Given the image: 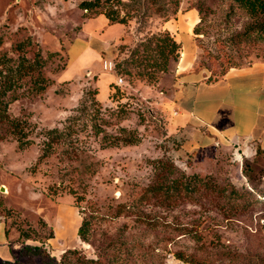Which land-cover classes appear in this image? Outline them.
<instances>
[{
	"label": "rangeland",
	"instance_id": "rangeland-1",
	"mask_svg": "<svg viewBox=\"0 0 264 264\" xmlns=\"http://www.w3.org/2000/svg\"><path fill=\"white\" fill-rule=\"evenodd\" d=\"M80 1L0 0V54L31 58L36 46L15 49L30 37L46 59L42 73L51 80L43 92L26 91L9 106L11 116L35 126L34 143L19 148L11 137L0 141V215L25 243L38 248L24 252L16 264H194L191 259L264 264V200L225 214L219 208L222 199L209 191L170 202L144 194L156 179L155 160L162 157L186 174H210L239 190L251 186L243 161L254 160L253 182L263 187L262 153L240 156L230 149L202 169L191 167L189 155L178 154L182 134L169 131L179 116L165 106L178 59L165 72L154 70L141 44L194 9L196 68L214 80L230 68L264 61V38L251 29L257 18L235 0H123L129 5L115 7L130 14L127 28L122 34L114 30L111 37L119 38H111L94 59L98 76L87 71L93 63L85 56L67 65L65 47L88 14L78 7ZM103 60L115 63V69L103 70ZM143 71H155L156 80ZM119 78V90L108 95V83L113 79L116 85ZM25 80L26 89L31 82ZM92 111L106 121L107 133L119 134L125 127L138 142L101 143L102 133L91 129ZM54 128L61 136L53 152L40 158L42 144L35 133ZM83 218L89 220L84 238L78 234Z\"/></svg>",
	"mask_w": 264,
	"mask_h": 264
},
{
	"label": "crops",
	"instance_id": "crops-1",
	"mask_svg": "<svg viewBox=\"0 0 264 264\" xmlns=\"http://www.w3.org/2000/svg\"><path fill=\"white\" fill-rule=\"evenodd\" d=\"M197 21V11L188 9L177 20L164 25L180 45L165 106L171 107L172 115L179 116L174 131L168 130L182 134L178 154L189 155L191 167L202 169L230 149L249 157L258 149L264 152V61L230 68L221 77L210 80L196 68L199 49L193 29ZM126 28L123 23H111L103 14L84 17L65 47L67 65L85 56L93 63L87 71L99 76L93 68L99 63L94 59L102 56L111 38H119L120 35L111 37L114 30L122 34ZM81 75L79 72L63 80ZM24 244L20 234L0 215V264L18 258Z\"/></svg>",
	"mask_w": 264,
	"mask_h": 264
},
{
	"label": "trees",
	"instance_id": "trees-1",
	"mask_svg": "<svg viewBox=\"0 0 264 264\" xmlns=\"http://www.w3.org/2000/svg\"><path fill=\"white\" fill-rule=\"evenodd\" d=\"M235 1L250 13L251 16L257 18L251 29L264 38V19H259L261 15H264V0ZM115 5L126 7L129 4L123 0H82L79 2L78 7L88 13L86 15L88 18L103 14L111 23L126 24L130 14L128 11L118 10ZM1 43L2 38L0 36ZM141 44L143 45V53L146 54L147 65L154 70L165 72L168 69L169 62H176L178 59L180 45L168 29H164L161 34L148 37ZM24 45L29 47L36 46L31 58L23 54L18 56L17 59H13L7 57L5 54H0V141L11 137L17 141L19 148H25L34 143L30 135L34 132L35 126L22 118L11 116L9 106L25 94L26 91L28 94H39L51 83V80L42 73L46 59L42 56L38 43L33 42L30 37H27L25 41L17 43L15 49L20 52L23 50ZM140 74H143L149 80H156L155 71H143ZM25 78H28V81L31 82V85L26 89L24 88ZM118 85V83L114 85L113 81L109 82L108 95L114 94L116 90H119ZM110 87L114 88L112 93H109ZM97 91L96 86L92 92L96 95ZM98 107H100L99 104ZM97 113L92 111L90 122L91 129H93L95 135L102 133L101 143H105V145H126L138 142L139 138L134 131L125 127L119 128V134L107 133L104 129L106 121L102 117H99V113ZM35 135L40 138V144H42L41 158L53 152L54 144L59 140L61 133L58 129L54 128L46 129L42 132L39 130ZM260 153L264 156V152L258 149L256 154ZM253 162L254 160L243 161L242 169L251 186L250 188L244 187L242 190H239L230 182H217L210 174L204 176L198 173L186 174L178 170L167 157L158 158L155 160L156 174L154 178L156 179L146 187L144 194H159L163 197V200L170 202V200L181 199L186 196L193 197L200 191H209L215 195H219L222 199L223 203L219 204V208L225 214H233L235 210H246L253 203L264 200V185L258 188L253 182L254 178L251 175ZM88 224L89 220L83 218L78 228V234L83 238L88 229ZM30 248L33 250L38 249L30 247L25 243L20 250L19 256ZM191 261L194 264H209L195 259H191ZM17 262L16 258L12 261H5L4 264H16ZM61 264L65 263L61 262Z\"/></svg>",
	"mask_w": 264,
	"mask_h": 264
},
{
	"label": "built area",
	"instance_id": "built-area-1",
	"mask_svg": "<svg viewBox=\"0 0 264 264\" xmlns=\"http://www.w3.org/2000/svg\"><path fill=\"white\" fill-rule=\"evenodd\" d=\"M102 68H103V70H105V71H111L112 69H114V63H112L111 61H107V60H103L102 61ZM121 78H119V81H118V84L121 82ZM236 152V151H235ZM236 153H238V152H236ZM238 155H240L241 156V154L240 153H238ZM246 155V154H245ZM247 156V155H246Z\"/></svg>",
	"mask_w": 264,
	"mask_h": 264
},
{
	"label": "water",
	"instance_id": "water-1",
	"mask_svg": "<svg viewBox=\"0 0 264 264\" xmlns=\"http://www.w3.org/2000/svg\"><path fill=\"white\" fill-rule=\"evenodd\" d=\"M0 188H1V190L3 191L4 187H3V186H1Z\"/></svg>",
	"mask_w": 264,
	"mask_h": 264
}]
</instances>
